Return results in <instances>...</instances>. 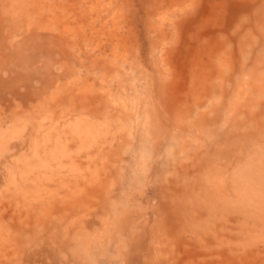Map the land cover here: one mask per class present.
I'll return each mask as SVG.
<instances>
[{
  "label": "rangeland",
  "instance_id": "1",
  "mask_svg": "<svg viewBox=\"0 0 264 264\" xmlns=\"http://www.w3.org/2000/svg\"><path fill=\"white\" fill-rule=\"evenodd\" d=\"M0 264H264V0H0Z\"/></svg>",
  "mask_w": 264,
  "mask_h": 264
}]
</instances>
